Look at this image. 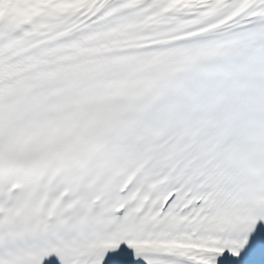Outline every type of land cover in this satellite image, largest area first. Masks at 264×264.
Instances as JSON below:
<instances>
[{"label":"snow or ice","instance_id":"obj_1","mask_svg":"<svg viewBox=\"0 0 264 264\" xmlns=\"http://www.w3.org/2000/svg\"><path fill=\"white\" fill-rule=\"evenodd\" d=\"M0 264H264V0H0Z\"/></svg>","mask_w":264,"mask_h":264}]
</instances>
